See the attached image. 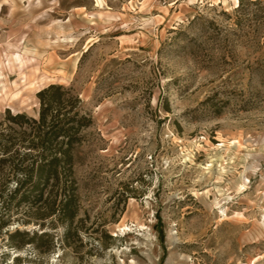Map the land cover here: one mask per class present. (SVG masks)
<instances>
[{
	"label": "rangeland",
	"instance_id": "1",
	"mask_svg": "<svg viewBox=\"0 0 264 264\" xmlns=\"http://www.w3.org/2000/svg\"><path fill=\"white\" fill-rule=\"evenodd\" d=\"M244 3L0 0L4 131L51 83L93 120L76 217L14 207L0 264H264V4Z\"/></svg>",
	"mask_w": 264,
	"mask_h": 264
},
{
	"label": "trees",
	"instance_id": "2",
	"mask_svg": "<svg viewBox=\"0 0 264 264\" xmlns=\"http://www.w3.org/2000/svg\"><path fill=\"white\" fill-rule=\"evenodd\" d=\"M252 3L264 4V0ZM244 4L240 0L237 8H243ZM37 97L40 103L37 117L9 112L7 133L4 123H0V226L5 217L10 218L14 207L23 204L37 207L49 204L53 214H61L70 222L77 215L75 149L84 140V129L92 125V116L83 110L82 100L72 87L51 83L40 89ZM27 233L16 229L10 238L14 241ZM45 235L48 233L35 232L39 238ZM29 242L23 239L13 242V246Z\"/></svg>",
	"mask_w": 264,
	"mask_h": 264
},
{
	"label": "bare ground",
	"instance_id": "3",
	"mask_svg": "<svg viewBox=\"0 0 264 264\" xmlns=\"http://www.w3.org/2000/svg\"><path fill=\"white\" fill-rule=\"evenodd\" d=\"M239 5V0H235V6Z\"/></svg>",
	"mask_w": 264,
	"mask_h": 264
},
{
	"label": "water",
	"instance_id": "4",
	"mask_svg": "<svg viewBox=\"0 0 264 264\" xmlns=\"http://www.w3.org/2000/svg\"><path fill=\"white\" fill-rule=\"evenodd\" d=\"M38 115H39V111H38Z\"/></svg>",
	"mask_w": 264,
	"mask_h": 264
}]
</instances>
